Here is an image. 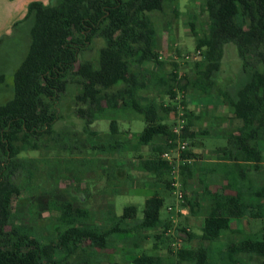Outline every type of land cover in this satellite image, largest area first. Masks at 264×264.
Instances as JSON below:
<instances>
[{"label":"trees","instance_id":"16d2710c","mask_svg":"<svg viewBox=\"0 0 264 264\" xmlns=\"http://www.w3.org/2000/svg\"><path fill=\"white\" fill-rule=\"evenodd\" d=\"M178 1L60 0L55 5L41 1L28 5L23 21H32L29 50L13 75L12 96L0 104V264H100L90 260L71 262L69 257L80 250L94 253L109 249L114 238L126 239L140 229H159L158 239L165 237L170 242L174 240L171 230L192 237L185 226L174 227L169 218L162 219L165 199L157 191L145 201L143 216L134 224L135 206L125 207L122 215L111 217L110 225L104 227L90 221V210L78 207L72 198L47 202L46 210L59 213L53 237L13 223L18 218V209L12 211L13 200L17 198L20 204L24 200L16 173L24 172L31 185L39 170L36 159L22 154L40 150L45 137L54 133L61 99L73 83L80 88L76 113L84 123L90 149L139 153L147 148L146 158L141 154L136 157L140 168L171 192L174 165L161 155L177 146L173 127L179 107H183L185 121L180 137L188 142L182 157L195 158L193 149L209 135L205 130L196 131L201 117L187 108L185 94L192 90L221 95L231 118L239 120L240 126L227 135V145L221 150L223 161L203 168L201 202L194 204L186 195L194 177L192 166H180L184 205L194 214L198 213L195 208L204 210L202 239L208 242L219 241L227 232H242L231 227L232 220L264 221V186L257 185L252 175L264 162L260 148L264 142V0H202L209 24L203 35L194 33L201 60L195 63V71L184 75L176 70L164 72L167 62L162 60L157 30L149 17ZM95 39L105 42L99 58L96 62L81 61ZM229 43L237 46L243 78L237 86L222 91L217 78L224 47ZM172 65L177 67L176 63ZM5 79L0 72V86ZM152 87L165 95L167 102L145 101L141 94ZM109 110L133 111L146 126L141 133L131 135L123 134L116 120L111 121L106 134L93 129ZM171 113L173 120L169 118ZM223 180L229 190L222 185ZM175 255L180 262L192 264H249L243 256L254 255L262 260L257 264H264V229L260 237L247 234L222 243L216 250L182 247ZM131 261L162 264L159 257L147 254Z\"/></svg>","mask_w":264,"mask_h":264},{"label":"rangeland","instance_id":"374dc122","mask_svg":"<svg viewBox=\"0 0 264 264\" xmlns=\"http://www.w3.org/2000/svg\"><path fill=\"white\" fill-rule=\"evenodd\" d=\"M60 0H50L55 5ZM12 6L10 2H0V17L6 20ZM149 17L155 24L159 50L162 60L167 62L165 73L176 70L180 75L195 71V63L201 60V54L196 52L194 33L203 35L209 24L208 15L204 11L202 0H179L177 4H168L163 12L150 13ZM11 28V33L0 42V72L6 76L4 84L0 86V104L6 102L13 94V75L24 60L30 46V30L32 21L23 19ZM1 37V38H2ZM105 42L95 39L88 50L83 52L80 60L96 62ZM172 63H176L174 67ZM151 70L155 66L149 65ZM243 78L241 59L237 46L229 43L224 47L221 69L217 78L219 90L227 91L237 86ZM80 92L77 84H70L63 95L59 108L60 119L54 126V133L45 137L46 143L38 151H27L22 157L36 159L39 168L32 184H27L25 173H16L17 181L22 184V204L15 198L12 211L18 209V218L14 224L23 225L33 229L36 234L44 237H53L58 226L59 213H50L46 210L48 200L61 201L64 198L74 199L75 205L90 210L91 220L95 224L108 227L110 218L123 214L127 206H135L137 213L132 224L143 216L145 201L152 197L155 191L165 199L161 217L166 220L175 212L169 213V206H176V197L162 184L154 182L150 173L140 168V161L136 157L141 154L147 157V148L141 152H99L90 149L88 136L84 133V123L76 113V95ZM145 101H154L156 104L167 102L166 96L156 87L141 94ZM187 108L201 117L196 122L198 133L205 130L208 136L202 137V145L193 149L195 155L191 164L194 177L190 180L186 195L192 202H201L203 184L200 181L201 172L208 164L223 161L222 148L227 145V135L236 129L237 123L231 118L227 107L222 103V96L218 93L207 95L196 91L186 94ZM225 110V111H224ZM170 120L174 119L173 113ZM116 120L121 132L141 133L146 123L143 118L130 110L106 111L103 117L93 124V129L108 133L110 123ZM264 154V142L260 144ZM23 175V176H22ZM256 183L264 185V162L258 171H253ZM181 179V177H180ZM77 180H81L78 183ZM182 183V181H181ZM222 185L229 190L223 180ZM220 186V185H219ZM215 188V184L211 186ZM201 200V201H200ZM185 203V201H184ZM189 207V206H188ZM44 208V209H43ZM43 209V210H41ZM194 214L189 208V214L179 215L177 224L189 229L192 237L184 233H175L174 240L163 237L158 239L159 229H144L134 231L128 238L119 240L114 238L113 246L106 250L89 251L80 250L69 257V261L90 260L100 264L120 262L134 264L131 260L142 254L159 257L162 264H192L180 262L175 252L178 248L206 247L216 250L222 243L232 239H241L247 234L260 237L264 229V221L232 220V228H241L242 232L225 233L217 242H208L202 239L204 224V210ZM41 211V212H40ZM173 246V249L171 248ZM243 259L249 264L261 262L254 255H244Z\"/></svg>","mask_w":264,"mask_h":264},{"label":"built area","instance_id":"2783aa9c","mask_svg":"<svg viewBox=\"0 0 264 264\" xmlns=\"http://www.w3.org/2000/svg\"><path fill=\"white\" fill-rule=\"evenodd\" d=\"M184 115L183 113V107H179V115L176 119V123L173 127V133L178 137L177 140V146L175 149H172L170 151L164 152L161 155V158L164 160L169 161L174 165L173 169V177H172V187H173V193L175 194V197L177 199L176 206H169L167 208V211L169 213L175 212V215H172L171 221L174 225V227L177 226L178 217L179 215H185L186 210L189 209L187 206L184 205L185 201V192L181 183V174H180V166L183 164H192L195 160L194 158H184L183 152L188 148V142L181 140V135L183 133V129L185 126V121L182 118ZM189 231V229H187Z\"/></svg>","mask_w":264,"mask_h":264},{"label":"crops","instance_id":"0c3cea01","mask_svg":"<svg viewBox=\"0 0 264 264\" xmlns=\"http://www.w3.org/2000/svg\"><path fill=\"white\" fill-rule=\"evenodd\" d=\"M3 1L4 2L5 1L10 2L12 8H11L10 12L8 13L9 17H7L5 21H4L3 17L2 18L0 17V39L2 36L9 35L11 33V28H13L17 22L24 19V17L27 14L28 5L31 2L41 1L45 5H48L50 3V0H0V2H3ZM185 99H186V96H185ZM221 101L224 104L223 99ZM224 107H227V106L224 104ZM228 110H229V108H228ZM235 121L237 123V126H240V121L239 120H235ZM252 175H253V173H252ZM257 185L264 186V185H261L260 183H257ZM188 208H190V207H188ZM188 214H189V209L186 210V214L183 216H186ZM171 217H172V215L169 216L168 218L171 220ZM250 220H253V219H250ZM244 223H246V222H244ZM233 229H241V228L237 227V228H233Z\"/></svg>","mask_w":264,"mask_h":264}]
</instances>
